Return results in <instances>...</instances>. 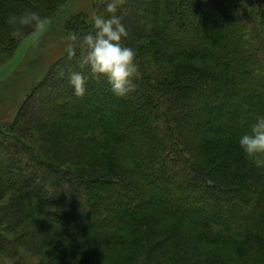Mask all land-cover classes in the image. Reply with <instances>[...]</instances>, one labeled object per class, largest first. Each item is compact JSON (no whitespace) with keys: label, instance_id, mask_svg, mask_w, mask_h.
I'll use <instances>...</instances> for the list:
<instances>
[{"label":"trees","instance_id":"obj_1","mask_svg":"<svg viewBox=\"0 0 264 264\" xmlns=\"http://www.w3.org/2000/svg\"><path fill=\"white\" fill-rule=\"evenodd\" d=\"M65 1L0 0V66L24 40L10 37L8 16L32 10L51 20ZM146 1L128 0L120 13L130 29L162 44L159 51L145 49L153 61L158 56L166 62L185 59L168 81H134L136 91L143 85L162 91L168 118L153 100L154 108H149L114 95L103 76L89 79L86 94L77 97L69 72L87 74L88 69L79 68L78 56H66L34 94L48 108L33 110L30 101L21 122L12 127L17 134L8 141L16 146L18 159L0 163V200L6 187L13 186L31 198L7 209L12 221L24 220L33 203L47 214L51 231L39 221L26 224L28 243L55 245V235L70 239L69 249L57 252L55 264H73L77 257L79 264H264V167L254 166L238 144L255 117L264 115V38L257 20L243 0ZM150 3H155L153 17ZM186 23L199 30H187ZM246 26L254 28L253 37ZM25 32L27 36L32 29ZM36 121L49 147H59L63 138L64 149L81 160L91 158L96 145L80 148V135L62 123L84 121L113 129V140L128 145L135 156L128 154L131 161L109 153L102 162L86 165L79 176L62 171L18 147L16 142ZM169 123L176 124L180 135L194 131L205 165L191 164ZM5 141L0 136V162ZM15 164L21 170L24 164L33 167L28 179L15 172ZM45 187L51 196H40Z\"/></svg>","mask_w":264,"mask_h":264},{"label":"rangeland","instance_id":"obj_2","mask_svg":"<svg viewBox=\"0 0 264 264\" xmlns=\"http://www.w3.org/2000/svg\"><path fill=\"white\" fill-rule=\"evenodd\" d=\"M145 1L146 0H142V2ZM127 2L128 0H124V3ZM146 2L153 1L147 0ZM257 2H259V4H256V0H243L242 3L246 10L256 18L258 28L264 38V25L262 24L264 20V6H262V4L264 5V0H258ZM105 3L106 0H66L63 2L57 15L51 19V25L48 30L43 34H39L38 37H34L31 34L27 35L18 47L15 55L0 66V136H4V139H7L5 142L8 143L2 151L1 166L3 164L5 165V163L8 164L9 161L13 162L12 158L18 159V156L14 155L16 146L10 144L8 140L12 141L11 138L14 134H17L14 133L12 127L16 123L21 122L23 117L22 109L26 108V105H29L30 101L34 102L32 106L33 110L37 109L38 111L42 108H48V106H44V104L47 103L43 102L44 104L41 105L40 102H42V99H38L37 97L34 98V94L36 89L47 79L55 65L60 63L67 56L64 51L67 44L65 39L66 36L70 33L81 35L93 31L92 14L93 12H103ZM154 6L155 3H150V17L154 15ZM223 10L226 11V7H223ZM118 14L121 15L122 13L119 12ZM228 15H230V13H228ZM234 18L235 17H232L231 20ZM123 23L129 32L126 38H134L136 40V42H132V44H130L128 40L121 41L124 46L132 48L136 53L135 63L138 65V72L135 74L134 81H140L142 83L149 81L150 84H152L155 80H159V78L166 81L170 80L172 72L177 68V65L182 64L185 59H180L175 62H166L162 61L161 56H158L156 61H153L152 54L145 49L150 46L157 47L159 51V48L163 47L162 44L156 39H146L139 31L130 29L127 19H124ZM228 24L229 23H226V25ZM223 26L225 25L223 24ZM184 27L187 30H199L197 26L192 27L190 23H186ZM246 28L245 31L253 37L254 28L250 26H246ZM188 37L189 36L186 38ZM186 38L185 40H187ZM45 92L44 90L43 94ZM255 93L252 91V94ZM136 95L138 97H136ZM126 97L134 101V103L138 102L136 103L137 105H147L149 108H154L151 104L153 100L157 103L158 110L161 111L165 117L168 118L169 116V112L165 107L167 100L166 96L164 97L162 91L154 87L149 90V88L143 85L141 90H134L127 94ZM134 99L138 101L135 102ZM194 113L195 111H191V116ZM35 123L37 125L34 124L30 126L31 130L28 135L21 137L19 142H16L18 147L21 146L25 152L28 149L30 154L37 155L39 160H42L40 163L52 164L68 173L77 174L78 176L82 175V169H85L86 165L102 162L109 153L119 155V158L123 160H128L130 158L128 154L135 156L128 145L113 140L111 135L116 134L113 129L104 130L93 123L86 124L84 121H67L66 123H62L61 126L63 128L66 127L67 131L75 132L80 135L76 137V142L80 148L86 149L87 146L96 145V152L93 153L91 158L81 160L78 155L70 154L68 150L64 149L68 146L67 141H64L63 138L59 140L61 141L59 147H49L48 143L45 142L47 141L45 138L46 136L42 135L39 129V122L36 121ZM169 124L171 131H174L175 138L180 144L179 146L187 147L183 149H186V151L184 150L185 155L190 159L191 164H197L198 166L205 165L204 162L206 161L204 158H201L200 151L198 150L199 144L192 139L194 137V131H187L186 129V131H179L182 132L180 135L177 132L176 124ZM194 129H196V126ZM165 131L167 132V130ZM179 135L180 137L186 138L184 140L185 142L179 140ZM180 149L183 150L182 148ZM187 149L189 151H187ZM25 157L29 161H33L29 155H25ZM21 163L23 164L24 162L21 160ZM132 163L134 162H131V164ZM37 165L39 166V164ZM15 167V172L18 174L21 172L23 179H28L26 173L30 172L33 168H27L25 164L21 165L22 170L19 169L20 167L17 165ZM22 177L18 175L16 181H20ZM6 188L8 191L5 192L6 194L2 200H0V264H55L54 259H56L55 256L57 252L67 251L69 249L67 248V244L70 239L65 236L57 237V235H55V245L50 241H46L44 244L42 243L40 245L28 243L29 233L26 230V224L39 221L38 223L42 224L43 227L45 226V228H47L46 230L51 231L50 227L47 225L49 218L47 214L42 212V210L37 208L33 203L31 212L26 215L24 220L12 221L7 214V209H9V207H11V209L15 208L16 205H19L20 201L24 202L23 200H25L28 202L31 197L29 196L30 194H25L22 190L16 189L13 186H11V188L9 186ZM55 193L53 197H56ZM51 195L52 194H50L46 187L42 189L40 194L42 197ZM86 195L88 198L91 197L88 193ZM61 219H63V217H61ZM65 221L63 220V224L65 223L66 225L67 222ZM78 261L79 257H77V260L75 259L73 264H79L80 261Z\"/></svg>","mask_w":264,"mask_h":264},{"label":"clouds","instance_id":"obj_3","mask_svg":"<svg viewBox=\"0 0 264 264\" xmlns=\"http://www.w3.org/2000/svg\"><path fill=\"white\" fill-rule=\"evenodd\" d=\"M123 3L124 0H106L103 12L92 14L93 31L81 35L70 33L65 38L67 58L72 60L78 56L79 68L88 69L87 74L84 71L69 72L68 83L77 97L86 94L89 79L102 76L107 78L112 92L118 97H124L136 88V53L121 42L129 35L123 15L118 14ZM7 23L11 28L10 37L20 41L26 38L25 28L30 27L31 35L38 37L48 30L51 20L37 11L25 10L19 15L10 14ZM59 75L63 77L64 72ZM238 144L254 166L264 167V115L255 117L250 124V132L241 135Z\"/></svg>","mask_w":264,"mask_h":264}]
</instances>
